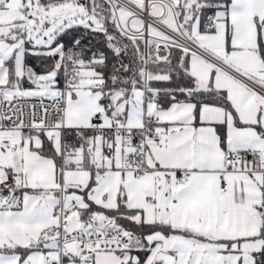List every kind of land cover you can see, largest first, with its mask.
<instances>
[{
  "label": "snow or ice",
  "instance_id": "1",
  "mask_svg": "<svg viewBox=\"0 0 264 264\" xmlns=\"http://www.w3.org/2000/svg\"><path fill=\"white\" fill-rule=\"evenodd\" d=\"M0 264H264V0H0Z\"/></svg>",
  "mask_w": 264,
  "mask_h": 264
}]
</instances>
